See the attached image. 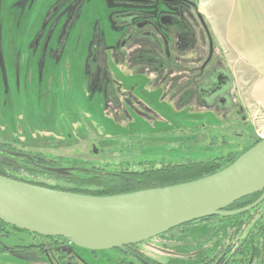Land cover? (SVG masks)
Here are the masks:
<instances>
[{
  "label": "rangeland",
  "instance_id": "1",
  "mask_svg": "<svg viewBox=\"0 0 264 264\" xmlns=\"http://www.w3.org/2000/svg\"><path fill=\"white\" fill-rule=\"evenodd\" d=\"M193 1L197 4V0ZM203 1H208L205 10L211 12L215 0ZM1 7L0 27L3 23L4 5ZM50 8L49 1L42 0L35 20L32 18L34 11L31 13L29 19L32 22L34 20L31 36L43 25ZM110 13L107 0H90L81 7L79 18L74 23L58 60H47L44 69H37L35 62L24 66V57L21 58L19 73L24 81L19 97L11 93L5 96L3 72L6 73L8 64L4 69L1 64L3 65L5 53L7 54L5 50L30 48L31 38L15 36L9 41L3 37L2 43L0 41V49L3 51L2 62L0 60V143L15 138L18 143L13 144L17 149L40 153L48 158L140 170L149 167L152 162L157 166L161 163L205 161L227 152L243 150L264 137V112L254 105L247 107L241 103L237 95L241 89L237 87L245 85L240 81L239 63L236 58L230 61L222 53L208 24V31L217 48L215 58L222 62L225 71L232 78V87L237 86V89L234 88L235 98L231 99L234 103L232 107L226 104L224 109L217 112L194 105L175 109V105L168 101L169 93L164 83L156 84L157 79L153 74L142 72L148 66H141L142 71L139 72L130 69L126 63H109L108 70L112 80L126 93L131 92L134 87L133 95L152 113L146 112L142 106L136 113V107L132 105L133 97L127 98L129 105H124V113L114 103L106 104L103 94L93 91L90 95L83 81L84 60L96 30L107 38L108 43L114 39L112 35L116 33L109 22ZM18 18L21 19V14ZM25 21L28 20H20L22 32L26 29ZM238 41L243 43L240 39ZM53 44L55 41L51 40L50 47ZM42 47L43 44L37 48L40 50ZM195 59L193 53L173 52V60L179 66L194 68L197 66L193 63ZM175 69L170 74L172 79L177 80L184 69ZM39 181L47 184H70L64 178ZM73 184L76 185L75 182ZM191 234L185 232L183 235L187 237H184V241L194 240ZM31 240V236L10 228L0 232V248H15L16 245L29 244ZM148 241L150 243H146ZM148 241L138 245V250L145 256L164 260L170 254L165 248L157 251L160 239ZM164 241L167 242V239H163ZM78 255L79 264L85 263L83 259L90 264H115L124 257L123 253L115 249L94 254L97 259L92 260L91 253L87 250L79 249ZM44 259L37 249H16L12 254L0 253V264H43L41 262Z\"/></svg>",
  "mask_w": 264,
  "mask_h": 264
},
{
  "label": "flooded vegetation",
  "instance_id": "2",
  "mask_svg": "<svg viewBox=\"0 0 264 264\" xmlns=\"http://www.w3.org/2000/svg\"><path fill=\"white\" fill-rule=\"evenodd\" d=\"M48 1L51 8L45 15V21L31 36L30 32L34 20L39 15L42 0H0V9L4 5L3 23L0 27L1 43L3 37L8 38L9 41L15 36H21L24 39L31 38L30 48L7 49L4 59L0 49L1 62L3 59L1 66L4 69V66L8 64L6 73L3 72L5 96H9L10 93L21 96V86L24 81L19 73L21 58L24 57V66L35 62L37 69L38 67L44 69L47 60H58L70 31L79 18L81 7L90 0ZM107 3L111 9L109 22L116 35H112L114 39L108 43L107 38L96 30L91 39L84 60L83 74L85 88L89 90V94L93 91L103 94L106 104L114 103L124 113V105H129L127 98L133 97L132 105L136 107V113L140 110V106L146 112L152 113L133 95L134 87L131 92L126 93L112 80L108 70L109 63L120 65L126 63L130 69L139 72L142 71L141 66H148L147 70L142 72L153 74L157 79L156 84L164 83L169 93L168 101L175 105V109L194 105L217 112L224 109L226 104L233 106L231 99L235 98V89L232 87L234 83L225 71L222 62L215 58L217 56L216 44L213 42L203 16L198 12V4L193 0H107ZM33 11L34 20L32 22L29 17ZM20 14L21 19L28 20L25 21L24 32L20 31L21 19L18 18ZM51 40H54L55 44L50 47ZM41 44L43 47L38 50L37 47ZM174 51L181 54L193 53L196 57L193 63L197 66L194 68L179 66L173 60ZM178 67L184 70L180 72L177 80L172 79L170 73ZM7 161L12 162L8 159ZM8 228L31 236L33 240L26 245H16L15 248H0L3 250L1 253L12 254L16 249L25 251L37 249L40 256L43 259L45 257L41 262L43 264H79L78 250L80 248L73 245L70 240L61 237L30 235L0 223V232ZM138 245L127 246L125 249L129 254L123 253L124 257L128 255L134 260H140L141 264L159 262L151 257L148 258L154 263L146 260L144 257L147 256L138 250ZM89 252L91 260L97 259L91 251ZM167 257L166 260H168ZM83 261L85 263L82 262V264H90L84 259Z\"/></svg>",
  "mask_w": 264,
  "mask_h": 264
},
{
  "label": "water",
  "instance_id": "3",
  "mask_svg": "<svg viewBox=\"0 0 264 264\" xmlns=\"http://www.w3.org/2000/svg\"><path fill=\"white\" fill-rule=\"evenodd\" d=\"M259 192L263 193L252 204L226 211L234 202ZM263 201L264 139L213 175L111 197L57 191L0 176V222L39 236L61 237L91 252L123 249L128 253L127 246L184 224L234 217Z\"/></svg>",
  "mask_w": 264,
  "mask_h": 264
},
{
  "label": "trees",
  "instance_id": "4",
  "mask_svg": "<svg viewBox=\"0 0 264 264\" xmlns=\"http://www.w3.org/2000/svg\"><path fill=\"white\" fill-rule=\"evenodd\" d=\"M7 141L9 142L0 143V176L52 190L96 197L130 194L199 180L228 167L239 156L260 142L256 140L243 150L227 152L205 161L183 164L161 163L157 166L152 162L149 167L132 170L121 166L112 168L109 165L104 167L89 162L52 159L40 153L17 149L14 144L18 143V139L12 138ZM5 157L7 158L4 159ZM58 178L67 179L71 185L58 182L47 184L39 181ZM262 193L242 198L231 204L226 211L244 208L255 202ZM185 232H191L190 236L194 240L184 241L187 237L183 235ZM155 239L161 241L157 251L163 248L170 251L168 260L166 258L157 260L159 264H215L217 262V264H264V201L246 213L234 217L203 218L174 228ZM163 239H167V242H163ZM118 250L126 254L123 249ZM1 251L3 250H0V253ZM102 252L92 253L99 255ZM144 258L149 260L148 257ZM115 264L141 263L140 260H134L125 255Z\"/></svg>",
  "mask_w": 264,
  "mask_h": 264
},
{
  "label": "crops",
  "instance_id": "5",
  "mask_svg": "<svg viewBox=\"0 0 264 264\" xmlns=\"http://www.w3.org/2000/svg\"><path fill=\"white\" fill-rule=\"evenodd\" d=\"M207 3L197 1L200 14L222 53L239 63L240 81L245 87L234 86L241 89L238 98L247 107L254 105L264 112V0H215L211 12L205 10Z\"/></svg>",
  "mask_w": 264,
  "mask_h": 264
},
{
  "label": "built area",
  "instance_id": "6",
  "mask_svg": "<svg viewBox=\"0 0 264 264\" xmlns=\"http://www.w3.org/2000/svg\"><path fill=\"white\" fill-rule=\"evenodd\" d=\"M263 139H264V137L261 138V140H263Z\"/></svg>",
  "mask_w": 264,
  "mask_h": 264
}]
</instances>
